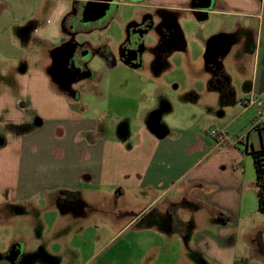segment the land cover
Segmentation results:
<instances>
[{"label": "crops", "instance_id": "1", "mask_svg": "<svg viewBox=\"0 0 264 264\" xmlns=\"http://www.w3.org/2000/svg\"><path fill=\"white\" fill-rule=\"evenodd\" d=\"M85 3L0 0V76L19 64L17 82L0 83L4 204L44 210L42 202L57 207L60 221L109 229L114 261L97 264H264L252 159L264 129L250 131L259 109L242 105L264 103V0H145L131 15L121 13L136 6L122 1L106 20L84 25ZM141 14L178 26L161 58L186 51L191 96L219 95L177 104L167 88L151 86L149 69L121 62L117 48ZM67 42L93 52V79H55L54 53ZM179 109L189 120L152 131L161 110L175 118ZM211 131L232 142L217 145Z\"/></svg>", "mask_w": 264, "mask_h": 264}, {"label": "rangeland", "instance_id": "2", "mask_svg": "<svg viewBox=\"0 0 264 264\" xmlns=\"http://www.w3.org/2000/svg\"><path fill=\"white\" fill-rule=\"evenodd\" d=\"M136 11L138 7L127 8L121 15H131ZM106 19L107 17L104 20ZM119 32L118 29V35ZM247 40L250 43V35ZM157 41V33L149 32L145 38V45L153 46L157 44ZM185 52L168 54L161 59L154 58L149 52L145 54L143 68L150 70L151 86H164L170 91V97L177 100V104L180 105L189 101L206 99L208 93L213 96L219 95L217 92L204 89L199 93L196 92L195 96H191L189 90H186L193 81L191 79H195L196 75L192 76L189 70L188 59L183 55ZM8 69L10 74L5 76L7 79L0 76L2 84H14L19 78L17 62L11 61ZM153 97L156 98L160 109L163 105L165 106V99L162 96ZM146 100L149 99L146 98ZM187 116L188 113L185 110L179 109L175 118H171L167 115L163 116V110H161L160 120H151L150 128L156 135H161L168 130L165 126L180 125L189 120ZM5 201L3 197L0 198V261L2 264H97L103 260L106 263L114 261L110 252L115 243H108L112 237L109 229L104 228L101 234L98 232L96 234L91 232L92 229H82L77 219L60 221L56 216L57 207L49 208L42 202L39 206L45 207L44 210H34L30 204L22 205L14 201H7L4 204ZM62 209L65 210L66 206L64 205ZM25 234L29 237L25 238Z\"/></svg>", "mask_w": 264, "mask_h": 264}, {"label": "flooded vegetation", "instance_id": "3", "mask_svg": "<svg viewBox=\"0 0 264 264\" xmlns=\"http://www.w3.org/2000/svg\"><path fill=\"white\" fill-rule=\"evenodd\" d=\"M144 2L145 0H141L140 2L131 4L140 8ZM84 5L83 8L85 7ZM115 10L116 7L109 12V16ZM83 11L84 9L81 10L79 16L80 21L82 20ZM152 28H154L158 37H161V39L151 51L146 48L145 38L151 32ZM179 37L180 32L177 26L168 19H165L164 16H160L156 21H153L148 15L141 14L129 23L124 42L119 46L117 54L124 65L134 69L142 68L145 54L151 51L149 53L154 58L161 59L162 52L171 46L172 43L177 42ZM217 47L218 45H216ZM92 53L86 45H78L75 47L70 42L63 44V48L59 52H56L54 57L53 70L55 79L66 83H72L78 79H93L94 76L90 74L88 69ZM0 264H2V261H0Z\"/></svg>", "mask_w": 264, "mask_h": 264}, {"label": "water", "instance_id": "4", "mask_svg": "<svg viewBox=\"0 0 264 264\" xmlns=\"http://www.w3.org/2000/svg\"><path fill=\"white\" fill-rule=\"evenodd\" d=\"M122 1H129L131 3H136V2H140L141 0H86L84 11L82 13V23L86 25L89 23L102 22L107 17V14H109V12H111L113 8L116 7V4ZM70 43H72V45L75 47L78 46L74 42H70ZM62 48L63 46L61 48H58L55 51V53L59 52ZM182 48H184L183 44H181V49Z\"/></svg>", "mask_w": 264, "mask_h": 264}, {"label": "built area", "instance_id": "5", "mask_svg": "<svg viewBox=\"0 0 264 264\" xmlns=\"http://www.w3.org/2000/svg\"><path fill=\"white\" fill-rule=\"evenodd\" d=\"M253 104H256L259 111L257 113L256 119L254 120V123L250 131H254L257 128L264 129V103L254 98L246 99L242 101V105L244 107H248ZM210 135L214 138L216 144L220 146H224V145H227L229 142H232L229 136L223 131H211ZM237 140L244 142L246 138L245 136H243V137L236 138L235 141Z\"/></svg>", "mask_w": 264, "mask_h": 264}, {"label": "trees", "instance_id": "6", "mask_svg": "<svg viewBox=\"0 0 264 264\" xmlns=\"http://www.w3.org/2000/svg\"><path fill=\"white\" fill-rule=\"evenodd\" d=\"M255 171V186L257 190L258 211L264 214V148L252 153ZM234 264H242L236 260Z\"/></svg>", "mask_w": 264, "mask_h": 264}]
</instances>
